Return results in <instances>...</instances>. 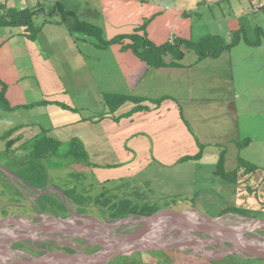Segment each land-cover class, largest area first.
Instances as JSON below:
<instances>
[{"label":"crops","instance_id":"1","mask_svg":"<svg viewBox=\"0 0 264 264\" xmlns=\"http://www.w3.org/2000/svg\"><path fill=\"white\" fill-rule=\"evenodd\" d=\"M60 1L65 11L74 13L80 22L100 28L105 40L130 35L137 30L138 35L154 45L165 44L172 38L190 40L184 29L186 17L179 8H163V0ZM259 2L263 8L262 1ZM27 4L26 0L19 1L22 9ZM48 4L51 8L53 2ZM75 5L77 11H71ZM60 20L55 15L50 17V23L42 27L34 40L28 38L25 28L10 31L13 35H8V32L0 39V82L8 84L4 95L6 102L13 108V113L23 110L29 117L13 129L25 126L24 130L38 128L41 131L38 135L28 132L26 137H23V132L17 133L22 138L19 145L28 140L35 142L41 137L59 142V150L72 143L83 154L80 165L89 170L91 167V172H95L101 182L108 177L118 180L137 178L139 183L136 185L144 188L150 187L153 178L158 176L154 167H147L149 154L166 169L187 164L200 168L208 162L215 170L214 176L225 187L233 190L236 185L245 184L246 192L251 191L252 186L261 197L264 172L259 173L258 168L250 175L241 174L236 183L225 182L217 175L220 162L226 172L236 169L240 158L236 147L243 138L235 106L236 95L232 91L226 95L219 75L211 76L208 83L204 82V67L196 66L195 71L192 68L201 60L194 57L193 61H186L189 51L184 52L182 60L166 57L164 67H149L131 50H121L122 45L130 43L128 39L123 44L97 48L91 36L70 32L73 22L63 20L57 23ZM172 62L177 65H169ZM116 73L119 78L114 80ZM108 95L115 97L116 105H108L105 101ZM224 146L229 148V152L224 150ZM3 151L4 156L10 155ZM51 159L77 164L71 157L57 156L48 160ZM5 161L12 163L8 158ZM130 167L133 168L131 174ZM106 171L111 173L105 174ZM0 173L3 185L9 182V175L15 176L9 168L6 170L1 166ZM194 179L188 182L191 188L186 186L185 191L191 192ZM33 184L40 186L38 181ZM27 185L20 186L21 190L27 188L30 194L35 195V186ZM218 185L221 186L220 183ZM8 186L11 185L8 183ZM11 188L21 197H15L14 203L9 202L15 206L23 195L17 187ZM144 192L151 193L147 189ZM178 192L185 193L184 189ZM89 193L93 194L92 191ZM25 198L30 199L28 196ZM25 223L30 222L24 220ZM192 260L200 262L199 257ZM215 262L264 264V259L234 257Z\"/></svg>","mask_w":264,"mask_h":264},{"label":"rangeland","instance_id":"2","mask_svg":"<svg viewBox=\"0 0 264 264\" xmlns=\"http://www.w3.org/2000/svg\"><path fill=\"white\" fill-rule=\"evenodd\" d=\"M19 1L0 0V5L6 4L7 6L22 9L23 7L19 5ZM26 1L28 4L24 8L43 10L42 15L38 14L39 16L34 18V21L40 24L43 20V14L50 10L48 1ZM261 1L263 8L259 6V0H163L162 2L163 8L165 6L174 9L179 8L180 13L182 12L186 17L184 29L189 34V41L198 43L204 37L214 36L222 40L223 46L233 44L229 49L221 51L215 57L205 56L203 61H198L192 68L195 71L196 66L199 68L204 67L206 77L203 81L206 83L209 82L211 76L215 77V75H219L220 84L225 87L226 95L229 96L230 91L236 95L235 106L239 113L238 121L243 136L242 140L238 142L239 147H236V151L242 161L246 162L244 165L248 166L247 163H249L248 167L255 166L260 171L259 173L264 172V0ZM67 4L68 2L66 1L65 5L67 6ZM71 11H77V5L71 8ZM0 12L2 13L3 11ZM161 12H163V9ZM69 21L73 22L70 28L74 27L73 18L69 19ZM99 30L101 29L99 28ZM10 31H17V28H0V39L8 32V35H13ZM73 32L75 34H83L81 32ZM132 34L130 33V35ZM101 37L105 41V37L103 35ZM90 38H92L93 42H98L96 36ZM235 41L236 43H234ZM182 50L183 52L189 51L186 61L191 62L194 60V57L195 60L196 57L198 58L195 49ZM171 60L175 59L171 58ZM201 63H203V66ZM218 72L220 74H217ZM118 78L119 75L117 73L114 74L113 79L116 80ZM7 88L8 84L1 81L0 91L4 95ZM27 114L28 112L23 110L14 113L12 111H0V121H2L0 123V136L5 131L19 126L20 122L29 120ZM24 127L21 126L16 131V134L23 132V137H26L28 132L37 135L41 133L38 128L24 130ZM11 139H15V136ZM4 141L0 138V166L6 170L9 168L15 175H9L10 180L8 183L11 186L17 187L23 196L22 200L19 201L20 204H17L18 206L10 205L9 202L14 203L15 197L18 199L20 194L15 192V189L13 190L11 186H8V183L5 182L3 185L0 181V221L7 218H15L18 220L35 221L40 225H49L51 221L63 219L72 225L86 226L88 228H92L91 226L94 225V222L87 217L108 225H114L122 221L123 223L114 229L103 230L98 228V230L93 229L95 231L92 233L94 236L89 234L91 237H94L95 243H100L103 240L102 242L110 244L107 237H119V235L130 234L136 231L141 225L137 223L138 220L150 217L164 220L171 218L174 212H187L186 215L200 219L195 214L198 213L211 219V221L217 219L220 223L224 222L223 224L227 222L231 227L238 226V223L245 224L248 220H264V200L262 201L264 184L260 186L259 194L261 197L257 196L252 186L250 187L251 191L246 192L245 184L236 185L233 190L229 189L214 176L215 170L213 171L211 164L208 162L203 163L200 168L187 164V166H182L184 169L182 167L166 169L164 165H160L158 161H155L156 158L154 156L152 158L149 154L147 155V167H154L159 177L156 175L153 181H151L152 185L144 188L136 185L139 183L137 178L118 180L108 177L109 179L101 182L102 180L97 177L95 172H91V167H89V170L80 164L73 162L68 164L64 159L48 160V158L39 157L40 160L36 161L38 156L25 155L28 149H32L35 146L33 144L35 143L34 141H32L33 143H27L21 148L19 140L15 139L13 145L9 147L10 149H16L15 152L9 153V156H4L3 150L6 148ZM224 150L229 152V148L226 146H224ZM7 158L12 163L5 161ZM5 165L8 168L4 167ZM129 170L131 174L133 168L130 167ZM118 171L119 173L122 172V170ZM149 172H152V169H149ZM108 173L111 172H105V174ZM113 173L116 174V172ZM0 175L2 174L0 173ZM41 176L44 177V180ZM193 177H195L194 187H192L191 192L185 191L186 186L189 189L191 188L188 182ZM1 178L0 176V180H2ZM34 181L40 182V186L34 185ZM219 183L221 186L218 185ZM25 184L32 185V187L35 186L37 190L34 192L35 195L33 193L30 194L27 188H23ZM130 184L132 186H129ZM89 185L91 186L89 187ZM20 186H23L24 190H21ZM68 188L70 189L67 190V193L71 192V194L68 193V196L64 199L65 196L62 192ZM89 189L93 194L96 193V196L89 193ZM145 189L151 191V193L144 192ZM162 189H165V191H162ZM180 189H184L185 193H179L178 190ZM83 191H87L88 193L84 194ZM16 193L17 196H15ZM130 193L131 197L133 196L132 201ZM25 196H28L30 199L27 200ZM60 198H63V200ZM137 198L143 199L141 201L136 200ZM235 209L244 210L243 214L250 217L234 214H225L224 216L217 217L223 211ZM194 224L204 228L201 223L193 222ZM17 227L20 226H14V228L7 227L5 229L7 233L14 235L24 234ZM154 227V223L151 224L149 229L150 235ZM63 229H66V227H63ZM236 231L239 234H243L244 239L255 244H257V240L264 242V229L261 227L251 232L239 228ZM67 233H62L63 235L61 233H51L52 235L57 234L53 236L55 238L63 236L62 240L59 241L46 238V236L51 235L46 233L35 236L37 240L38 238L43 239L42 241L8 240L5 241V244H8L5 246V249L10 250L12 253L16 251L28 252L33 257H38L47 253V251L63 254H71L76 252V250H80L85 254H95L99 251L100 248L92 243L94 241L91 239L78 236L74 232V236L71 233L67 236ZM224 233L228 237L233 236V233H230V231H224ZM202 238L210 239L212 237L206 236L203 231L187 230L178 226H171L159 234V236H156L157 241L163 244H168L179 239L181 241H197L203 246L205 243L201 240ZM204 247L214 257L220 255L229 245L219 242L213 245L208 244ZM196 251L198 250H175V252L169 254L170 256L162 254L164 252L160 253L157 251L135 252L113 257L105 264H166L168 260H170L169 264H190L192 262L196 264H216L215 261H209L205 257L195 254ZM7 254L18 259L26 258L19 253L13 255L9 252ZM193 257H199L200 262L193 261ZM234 257L242 258L247 256L233 253L224 257L221 261H228V259L231 260ZM81 261L79 260L74 263L81 264Z\"/></svg>","mask_w":264,"mask_h":264},{"label":"trees","instance_id":"3","mask_svg":"<svg viewBox=\"0 0 264 264\" xmlns=\"http://www.w3.org/2000/svg\"><path fill=\"white\" fill-rule=\"evenodd\" d=\"M48 2L52 1L53 5L50 8L49 12H45L43 14V20L40 22V24H37L34 21V18L36 16H39L38 14L43 13L42 9H18L15 7H9L6 4L0 5V28H25L26 32L28 33V38L31 40H34L42 27L50 23L49 19L50 17L58 16L61 20L57 23H61L63 20L67 21L69 20V17L73 18L74 20V27L70 28V32L76 31L81 32L83 35H88L91 37H95L98 39V42H96L97 48H106L113 44H123L122 42L124 40H129L130 43L128 45H122L121 50H131V52L137 57L140 61L144 62L147 66L152 68H160L164 67L166 65L165 58L171 57L177 60H182L184 57V52L182 49H195L196 54L198 55V60L204 59L205 56H217L221 51L229 49L233 44H228L226 46H223L222 40L211 36V37H204L203 39L199 40L198 43H193L189 40L185 39H179V38H172L167 43L162 45H154L150 41H148L145 37L138 35V33H133L132 35H120L116 36L110 40H102V32L97 29V27H94L92 25H89L87 23L80 22L74 13L65 11L62 4L60 3V0H46ZM40 8V7H38ZM42 15V14H41ZM144 27V26H143ZM141 27V28H143ZM138 31V30H137ZM236 43V41L234 42ZM174 61V62H175ZM170 63L169 65L175 66L177 63ZM114 96H106L105 101L110 106V103L116 105ZM119 102L122 101V98L118 100ZM13 108L9 106V104L6 102L5 96L3 92H0V111H11ZM16 129H11L8 131H5L0 138L2 140H5V153H13L16 149H10L9 147L13 145V141L15 139L22 140L20 135L16 134ZM15 137V139H11L12 137ZM31 141H25L21 143L19 146L23 148L27 143H30ZM36 142V145L33 146L32 149H28V155H32L34 157L38 156L36 158L38 160L40 158H55L57 156L59 157H71L74 158L77 164H81V160L83 157V154L80 153V151L75 147L74 144L71 143V145L66 146L64 149L59 150L60 143L46 137L39 138ZM222 154V153H221ZM73 156V157H72ZM222 159V157H221ZM221 161V160H220ZM218 161V162H220ZM244 161L242 159H238V166L236 169L232 172H226L224 168L222 167V162L219 163L217 175L220 176L225 182L228 183H236L237 178L242 175H250L254 171L257 170L255 166L248 167L244 165ZM241 171V173H239ZM91 185H89L90 187ZM13 187V186H12ZM87 190V188H86ZM73 192V191H72ZM90 192V189H89ZM65 197L68 196V193L62 192ZM84 194L88 193L87 191H83ZM71 194V193H69ZM96 196V195H95ZM59 199V198H58ZM132 201V198H131ZM61 203V202H60ZM63 206V204H62ZM242 209H235L231 211H223L219 217L224 216L225 214H234V215H240L245 217H250L245 214H243ZM67 251V250H66ZM173 253L175 250L167 251V253ZM169 256V255H168ZM239 258V257H238ZM170 262V260H168Z\"/></svg>","mask_w":264,"mask_h":264},{"label":"water","instance_id":"4","mask_svg":"<svg viewBox=\"0 0 264 264\" xmlns=\"http://www.w3.org/2000/svg\"><path fill=\"white\" fill-rule=\"evenodd\" d=\"M9 173V172H8ZM187 212H174L172 214L171 218H167L164 220H160L159 224H166L169 227L171 226H178L183 229L187 230H198L203 231L206 236L212 237L210 239L202 238L201 240L205 245H200V242L197 241H181V240H174L172 242H169L168 244L159 243V241H155L151 243L149 241L153 238L152 236H155L159 233L152 232L151 235L149 234V229L151 224L159 221L156 219L157 217H150L140 219L137 221V223L141 224L139 228L130 233L125 235H119V237H107V239H110L112 241L111 244H107L105 242L95 243L94 237H91L89 234L83 231L82 227L77 225H72L68 223L67 221L63 219H56L57 222H59V226H52V227H46L44 225H40L37 227L34 226H28L25 227L26 229V236L23 237H16L13 238V241H30V234H33L35 232L38 233H62L65 230L70 229L71 234L74 236L73 232L77 234L78 236H82L84 238L91 239L92 243H94L96 246H98L100 249L95 254H85L80 250H76V252L71 254H63V253H52L47 252L44 253L38 257H33L32 255L23 253V252H15L19 253L21 255H24L26 258L24 259H18L16 257H12V255H8L5 252V247H0V264H74V262H77L78 260H82L80 262L81 264H105L109 259L116 257V256H122L125 254L135 253V252H146V251H170V250H198L195 254L201 255L202 257H205L209 261H218L223 259L224 257L231 255L233 253L236 254H243L246 255L248 258H257V259H264V247H246L242 245L238 240L236 235L234 234V231L230 228H224L220 227L218 224L213 223L214 220L211 221V219L197 214L200 217V220H197L196 222L203 224L202 226L204 228L199 227L197 224L193 225V221L189 219V217L186 215ZM80 217V216H78ZM88 219L92 220L94 224H97L100 229H114L118 227L123 222L114 224V225H108L104 222H99L93 218L87 217ZM256 222H259L261 224H264V220H254ZM19 220L15 218H7L5 220L0 221V229L1 228H14V226H18ZM61 223V225H60ZM63 227H66V229H63ZM224 231H230V233H233V236L230 237L226 236ZM107 234V233H106ZM8 234H5V232L0 231V240L10 238L11 236H8ZM12 238V237H11ZM219 242H224L225 244H228L229 247H226L225 250L220 253L218 256H211L210 253H208L205 250L206 245L208 244H215ZM264 244V243H263Z\"/></svg>","mask_w":264,"mask_h":264},{"label":"bare ground","instance_id":"5","mask_svg":"<svg viewBox=\"0 0 264 264\" xmlns=\"http://www.w3.org/2000/svg\"><path fill=\"white\" fill-rule=\"evenodd\" d=\"M188 217H189V219H191V221H193V222H196L197 220H200V219H198V218H195V217H191V216H189V215H187ZM52 220V219H51ZM23 221H24V219H21V220H19V223H18V225L20 226V227H17V229H20V230H22L23 232H24V234H17V235H14V234H11V233H9V235L8 236H11L10 238H6L5 240H1L0 241V247H5L6 245H8V244H5V241H8V240H12L13 238H16V237H23V236H26V233L27 232H25L26 231V229H25V227H28V226H34V227H37V226H39L40 227V224L38 223V222H35V221H28L27 220V222H30V225H24L23 224ZM26 221V220H25ZM21 222H22V224H21ZM159 222H160V220L159 221H157V222H155L154 223V225H155V227H154V229H153V231L152 232H157V233H159V234H161L164 230H166L167 228H168V226L166 225V224H159ZM197 223V222H196ZM213 223H215V224H218L220 227H224V228H230V229H232L233 231H234V233L236 234V237L238 238V239H240V240H238L242 245H244V246H246V247H257V246H260V247H264V242L263 241H260V240H257V244H255L254 242H251V241H249V240H246V239H244L243 238V234H239L237 231H236V229L237 228H239V229H243V230H246L247 232H251V231H253L254 229H257L258 227H261V228H263L264 229V224H261V223H259V222H256V221H252V220H248V221H246V223L245 224H242V223H238V226L237 225H235V226H233V227H231V225L229 224V223H227V222H225V224H228V225H230V226H228V225H225V224H223V223H220V221L219 220H214L213 221ZM38 224V225H37ZM71 224V223H70ZM60 225H61V223H60ZM44 226H46V227H52V226H59V222H57V221H55L54 220V222L53 221H51V224H45ZM80 227H82V229L85 231V232H87L88 234H91L92 236H94L92 233L93 232H95V231H93V229L94 230H98V228H100L97 224H94L93 226H91L92 228H88V227H86V226H80ZM235 227V228H234ZM0 231L1 232H5V234H8L7 232H6V229H4V228H1L0 229ZM71 230L70 229H68V230H65L63 233H67V232H69V233H71L70 232ZM51 233H53V232H46V234H51ZM69 233H67V236L68 235H70ZM41 234H43V233H38V232H35V233H33V234H30V241H35V240H37L36 238H35V236H37V235H41ZM159 234H157L156 236H159ZM23 235V236H22ZM57 234H51V235H49V236H46V238H48V239H50V240H55V241H59V240H62V238H63V236L62 237H57V238H55V237H53V236H56ZM153 238L150 240V238H149V241L151 242V243H153V242H155V241H157V239H156V237L155 236H152ZM43 239H39L38 238V240L37 241H42ZM65 240V239H64ZM69 242H72L71 240H68ZM105 241H107V240H105ZM109 241H110V244L112 243V241L109 239ZM62 243H63V241H61ZM61 243V244H62ZM249 244V245H248ZM6 248V247H5ZM7 251H9L10 253H11V251L10 250H8V249H5V252L6 253H9V252H7ZM17 252V251H16ZM15 253V252H14ZM12 254V253H11ZM79 261V260H78ZM82 262V261H81ZM79 263V262H78ZM75 264V263H74Z\"/></svg>","mask_w":264,"mask_h":264},{"label":"flooded vegetation","instance_id":"6","mask_svg":"<svg viewBox=\"0 0 264 264\" xmlns=\"http://www.w3.org/2000/svg\"><path fill=\"white\" fill-rule=\"evenodd\" d=\"M25 225H30V223H25ZM50 251H52V250H50ZM48 252V251H47ZM61 252V251H60ZM23 253H26V254H28V252H23Z\"/></svg>","mask_w":264,"mask_h":264}]
</instances>
